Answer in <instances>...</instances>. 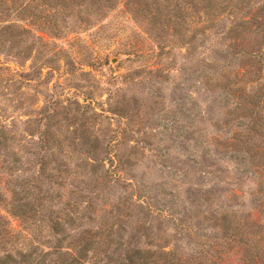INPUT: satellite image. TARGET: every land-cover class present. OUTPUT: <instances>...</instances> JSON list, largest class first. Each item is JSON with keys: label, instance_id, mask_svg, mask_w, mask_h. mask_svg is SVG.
<instances>
[{"label": "rangeland", "instance_id": "obj_1", "mask_svg": "<svg viewBox=\"0 0 264 264\" xmlns=\"http://www.w3.org/2000/svg\"><path fill=\"white\" fill-rule=\"evenodd\" d=\"M73 256L264 264V0H0V264Z\"/></svg>", "mask_w": 264, "mask_h": 264}, {"label": "trees", "instance_id": "obj_2", "mask_svg": "<svg viewBox=\"0 0 264 264\" xmlns=\"http://www.w3.org/2000/svg\"><path fill=\"white\" fill-rule=\"evenodd\" d=\"M21 254L23 255V256H26V255H28L27 253H22L21 252ZM62 257H64V258H66V257H70V256H68L67 254H62ZM80 263V259H79V257H71V260H70V264H79ZM128 263H129V259H128ZM127 263V264H128ZM130 264H134L133 263V260H131L130 259Z\"/></svg>", "mask_w": 264, "mask_h": 264}]
</instances>
